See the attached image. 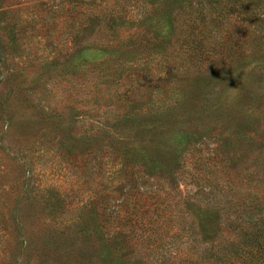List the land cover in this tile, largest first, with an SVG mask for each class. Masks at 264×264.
Segmentation results:
<instances>
[{"label":"rangeland","instance_id":"374dc122","mask_svg":"<svg viewBox=\"0 0 264 264\" xmlns=\"http://www.w3.org/2000/svg\"><path fill=\"white\" fill-rule=\"evenodd\" d=\"M42 1L18 0L10 14L18 19L21 51L0 30V264H105L98 243L92 248L85 235L71 232L91 199L106 213L105 224L129 227L131 198L119 219L110 216L120 204L121 211L132 183L167 185V172L150 178L121 166L131 155L119 142L149 135L155 120L200 131L176 159V183L183 196L217 208L218 241L242 227L264 228V0H231L235 8L226 14L215 9L208 21L214 37L203 35L202 21L175 14L178 45L160 52L155 43L162 38L146 23L111 31L114 47H104L106 21L88 29L86 6L79 16L70 10L82 0H64L62 13L61 0ZM185 21L196 26V48ZM131 37L135 46L121 43ZM141 73L159 87L140 88ZM152 100L165 106L160 118L149 113ZM238 101L247 111L236 108ZM136 124V134L120 137ZM173 157L171 148L152 155ZM180 209L166 215L167 232L183 223Z\"/></svg>","mask_w":264,"mask_h":264},{"label":"trees","instance_id":"16d2710c","mask_svg":"<svg viewBox=\"0 0 264 264\" xmlns=\"http://www.w3.org/2000/svg\"><path fill=\"white\" fill-rule=\"evenodd\" d=\"M18 0H0V30L4 31L10 42L20 49L18 41L20 42L21 32L19 31L18 19L14 20L10 17L12 11L18 7ZM56 0L42 1L41 5L49 4ZM83 5L78 6V3ZM71 6V11L75 16H79L80 12L84 10L86 27L93 28L95 20L101 22L106 21L105 36L108 35L104 42L100 43L104 47H114L115 34L111 31H123L124 28L136 25L140 28L142 23H146V31L155 27V33L162 39L155 43V49L163 51L165 48L176 47L178 44L172 41L175 35L174 16L175 14L187 16L188 21H202L203 35L212 36V27H210L209 20L213 17L212 13L216 9L218 14H226L235 8L229 6L231 0H219L220 6L215 5L210 9L206 8L205 0H82ZM212 0H207L211 2ZM64 0L59 4L58 12H64ZM215 3V2H214ZM218 3V2H217ZM136 5L141 8L135 12ZM138 7V6H137ZM210 9V10H209ZM63 10V11H62ZM141 11V12H140ZM48 12V11H47ZM83 14V12H82ZM176 17V16H175ZM190 39L191 48H196L197 42L201 40L192 39L194 36L195 27L190 26V22H186ZM142 27V26H141ZM184 32H187L183 27ZM94 33V32H93ZM110 35V38H109ZM76 37V36H75ZM42 38V37H41ZM40 38V39H41ZM121 43L129 46H135L137 39L131 37L122 41ZM89 44H94L89 42ZM142 42H139V46ZM120 44H118V47ZM188 47V45L186 44ZM17 55H20L16 52ZM207 54V53H204ZM18 58V56H16ZM21 57V55L19 56ZM48 62V61H47ZM45 62L46 64H48ZM91 64H93L91 62ZM74 65V64H73ZM139 78L141 87H159L156 84H150L147 76L141 73ZM205 78L201 77L200 79ZM198 79V78H197ZM158 80H163L159 77ZM129 100L131 105L136 102ZM151 106L149 113H154L160 118L164 112L165 106H161L156 101ZM220 102L216 106H220ZM236 108L240 112L247 111L242 101L236 102ZM223 105V104H222ZM161 120V119H160ZM132 127V126H130ZM136 130L131 133H125L120 137H128L136 134L141 126L135 125ZM143 129V128H141ZM149 135L142 133L141 137L135 141L119 142L120 151H124L127 144V151L131 155L129 163L121 164L123 168H130L132 173L137 175L136 167L140 169L143 176L149 175L150 178L158 175V171L167 172L165 177L167 185H157L143 187L137 183H132V192L127 193L126 200L116 208L112 209L114 212L110 221L119 219L120 214L126 212V201L132 199L131 203H127L129 210L126 218L130 217V226H120L119 224H105L103 220V212L100 205H96L93 199L89 200L87 205L80 207L83 212L81 224L75 225L76 228L72 230V235L81 237L86 236L87 243H98L100 245V255L105 264H264V228L261 226H254L249 230L235 232L230 238L224 237L225 241L217 240V233L221 231L219 227L218 216L216 214V207L202 206L191 199L188 195L181 191L180 183H176L180 179V161L176 163V159L182 157L188 150L191 143H196L199 139L200 131L185 128H173L172 125L166 124L161 120L150 122L148 129ZM110 137V136H109ZM154 145V147H153ZM171 148L174 157L168 159L152 158V155L162 154ZM169 163H172L169 165ZM140 176V175H139ZM142 177V176H141ZM172 190H178V194H171ZM184 193V194H183ZM187 194V193H186ZM195 194V193H193ZM197 194V193H196ZM169 196V198H167ZM60 203L57 206L60 207ZM88 205L90 206L88 208ZM182 206L180 209V218L183 223L179 224L178 231L170 232L166 224V215L170 212L171 218L176 214V208ZM152 209V210H151ZM189 209L192 212L189 213ZM88 210V217L84 215ZM101 210V212H100ZM200 212L201 217L193 215L194 211ZM157 214H152V212ZM173 211V213H172ZM218 211V210H217ZM139 212V213H138ZM192 213V214H191ZM106 214V213H105ZM216 215V218L214 217ZM189 216V219L187 217ZM221 215V214H220ZM80 216V215H79ZM174 219V218H173ZM180 220V221H181ZM132 223V224H131ZM241 233L243 235H241ZM70 235V234H69ZM235 235V237H234ZM131 236V237H130ZM130 237V238H129ZM91 244V245H92ZM92 245V248H93Z\"/></svg>","mask_w":264,"mask_h":264}]
</instances>
